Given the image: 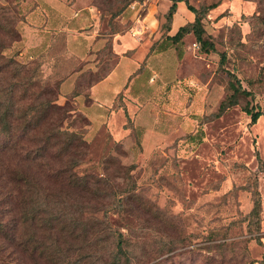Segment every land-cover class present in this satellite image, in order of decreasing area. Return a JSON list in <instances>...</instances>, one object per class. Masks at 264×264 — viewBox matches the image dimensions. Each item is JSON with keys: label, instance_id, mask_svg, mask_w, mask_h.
Instances as JSON below:
<instances>
[{"label": "rangeland", "instance_id": "obj_1", "mask_svg": "<svg viewBox=\"0 0 264 264\" xmlns=\"http://www.w3.org/2000/svg\"><path fill=\"white\" fill-rule=\"evenodd\" d=\"M65 1L77 8L73 19L84 11L91 13L97 33L104 37L113 31L131 32L148 10L159 25L165 23L166 7L160 0L156 12L154 0ZM184 1L198 11L202 37L213 50L200 49L188 33L182 38L179 61L172 49L162 52L166 68L159 74L176 69V78L149 95L157 117L151 110L141 118L149 132L137 134L139 143L131 133L119 142L104 129L87 135L86 121L64 113L60 129L81 133L84 139L81 161L72 170L99 180L95 194L79 193L77 201L96 197L83 204L71 234L64 237L76 264H107L117 230L125 237L130 264H264V0ZM210 4L216 5L209 8ZM27 6L30 2L24 0H0L3 56L27 68L38 64L35 80L50 78V69L57 76L68 69L82 70L76 81L84 93L94 78L88 72L92 68L63 56L61 45L43 48L48 54L43 61L36 58L41 48L19 54V26ZM113 61L106 41L91 62L99 69L96 73L103 74ZM226 71L249 93L236 94V103L218 113L219 102L231 93ZM52 89L48 95L55 104L73 108L72 101L54 95ZM21 94L22 86L15 99ZM25 97L18 102L20 110L31 103ZM244 107L263 113L250 124ZM122 119L120 112L110 115L112 134L118 133L115 128ZM48 186L59 187V181ZM118 194L122 206L114 208L111 203ZM255 195L260 205L257 220L247 216ZM20 220L15 217V253H7V248L0 252L4 264H54L53 241L61 237L52 230L30 229ZM81 225L86 228L83 236Z\"/></svg>", "mask_w": 264, "mask_h": 264}, {"label": "trees", "instance_id": "obj_2", "mask_svg": "<svg viewBox=\"0 0 264 264\" xmlns=\"http://www.w3.org/2000/svg\"><path fill=\"white\" fill-rule=\"evenodd\" d=\"M168 1L169 4L163 13L165 23L160 25V28L165 32L169 29L171 16L176 9L177 2L185 4L193 14V19L179 26L174 34L164 35L158 44L154 42L149 47V51L172 48L179 60L182 56V38L188 33L194 36L195 43L200 49L213 50L212 43L202 37L198 11L184 0ZM215 5L210 4L209 8H213ZM26 12L27 9L22 13L21 22L24 20ZM116 33L118 32H109L105 36L104 42H109L110 49L111 37ZM58 45H61L63 56L76 59L65 52L64 33L61 31L55 34L54 39L47 47L51 50ZM4 47L0 37V252L7 248V253H15L12 249L18 245V242L14 238L13 228L15 217H18L21 219L20 221L26 222L30 229L34 230V227H37L52 230L54 234L61 237L60 240L54 238L53 241L54 250L51 260L54 264H76L77 261L70 258L69 245L64 237L66 234H71L70 226L77 223L76 213L81 210L83 204L96 197L77 201L79 193L95 194L93 187L98 184L99 180L96 177L78 175L72 170L81 161L79 149L84 147V139L81 133L60 129V123L65 117L64 113L73 112L86 121V125L88 124L84 114L76 109L74 97L79 94L86 96L87 88L98 81L105 72L97 74L99 69L94 72L88 71L94 75V78L86 83L84 93L78 89L80 83L77 82L78 76L84 71L78 72L73 89L65 95V101H72L73 108L63 109V106L55 104V99L48 94L52 93V88H54L56 92L54 95H58L61 81L78 70L68 69L64 74H60L61 76H57L58 74L50 69L49 77L51 80L54 79L51 83L48 77L35 80L38 64L27 68L25 64L15 61L13 57H4L2 54ZM45 49L39 52L40 55L37 54L36 58H40L42 61L47 59L48 54ZM222 58L220 57V60ZM226 74L229 78L227 88L231 90V93L226 94L219 102L218 113L236 103V94L249 93L241 86L233 73L226 71ZM20 86H22V94L18 99H15ZM34 86L35 90L26 95L28 90ZM24 97L30 99L31 103L20 110L18 102ZM242 110L248 115L250 124H253L263 113L260 109L254 110L247 107ZM122 127L128 130L127 135L131 133L135 142L139 143L136 138L137 134L141 133V129L135 127L130 118L126 117ZM56 181H59V187L50 188L48 186V183ZM122 199L121 194H118L116 202L111 203V206L121 208ZM259 211L260 205L255 195L252 200V208L247 216L257 220ZM79 230H81L82 236L86 232L83 225L79 227ZM125 246L124 235L118 230L114 231L107 264H130ZM39 247L35 243V248ZM4 261H6L5 258L0 257V264H4Z\"/></svg>", "mask_w": 264, "mask_h": 264}, {"label": "crops", "instance_id": "obj_3", "mask_svg": "<svg viewBox=\"0 0 264 264\" xmlns=\"http://www.w3.org/2000/svg\"><path fill=\"white\" fill-rule=\"evenodd\" d=\"M24 2H30V6L26 7V15L19 26V46L22 47L20 55L47 47L55 34L61 31L64 33L65 52L80 60L84 66L91 67L92 72L96 70L91 61L105 41V37L97 33V25L91 21V13L84 11L76 17L77 19H73L72 16L77 8L65 0H24ZM156 2L159 1L154 0L155 12ZM159 3L168 6L166 0H160ZM192 19L193 14L185 4L177 2L166 32L160 28L158 18L148 10L140 22L141 25L131 26V32L123 31L112 35L113 63L109 64L98 81L87 88L86 96L79 94L74 97L76 109L88 120L87 135L91 131L94 134L104 129L114 140H121L128 133V130L125 131L122 127L126 117L131 119L135 127L141 129L142 134L149 132L140 122L146 111L152 110L153 118L157 117L155 113L157 108L153 104L150 105L149 95H154L162 86L176 78V69L172 73L167 68L166 75L158 72L159 69L166 68L163 58L165 53L162 52L172 48L149 51V47L154 42L158 44L164 35L174 34L179 26ZM28 57L31 58L32 55L28 54ZM176 61L175 67L178 65ZM80 71L72 72L61 81L58 97L65 100V95L73 89L74 80ZM117 112L122 114L123 119L115 128L118 133L112 134L109 117Z\"/></svg>", "mask_w": 264, "mask_h": 264}]
</instances>
